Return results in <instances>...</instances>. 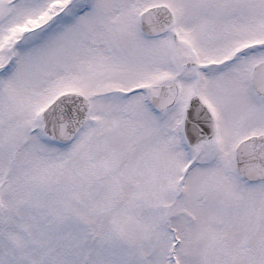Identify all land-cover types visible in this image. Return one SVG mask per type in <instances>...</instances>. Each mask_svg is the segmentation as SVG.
I'll return each instance as SVG.
<instances>
[{
  "label": "snow or ice",
  "instance_id": "obj_1",
  "mask_svg": "<svg viewBox=\"0 0 264 264\" xmlns=\"http://www.w3.org/2000/svg\"><path fill=\"white\" fill-rule=\"evenodd\" d=\"M0 264H264V0H0Z\"/></svg>",
  "mask_w": 264,
  "mask_h": 264
}]
</instances>
